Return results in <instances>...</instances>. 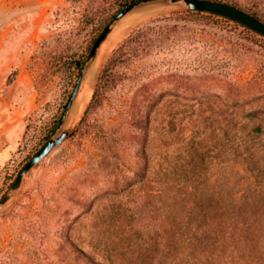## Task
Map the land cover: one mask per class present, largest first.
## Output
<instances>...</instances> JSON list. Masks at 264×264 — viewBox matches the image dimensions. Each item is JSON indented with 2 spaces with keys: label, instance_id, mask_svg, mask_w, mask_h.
<instances>
[{
  "label": "rangeland",
  "instance_id": "rangeland-1",
  "mask_svg": "<svg viewBox=\"0 0 264 264\" xmlns=\"http://www.w3.org/2000/svg\"><path fill=\"white\" fill-rule=\"evenodd\" d=\"M229 1L264 21V0ZM134 2L161 7L108 49L81 116L63 130L95 40ZM185 10L171 0H0V97L13 86L8 103L25 119L0 165V264H264V36L218 18L179 20L197 30L155 57L148 140L120 125L132 70L100 85L136 27Z\"/></svg>",
  "mask_w": 264,
  "mask_h": 264
},
{
  "label": "trees",
  "instance_id": "trees-1",
  "mask_svg": "<svg viewBox=\"0 0 264 264\" xmlns=\"http://www.w3.org/2000/svg\"><path fill=\"white\" fill-rule=\"evenodd\" d=\"M220 1L233 4L229 0ZM238 7L255 15L253 12L242 8L241 6ZM200 16L209 19L218 18L225 22H233L236 25L242 26L246 30L255 32L245 25L222 15L202 11L185 10L172 15H163L150 19L146 23L136 27L104 66L103 74L100 77V85L102 84L104 86L111 83V81L105 77L114 69L125 68L132 70L134 95L129 107L123 112L120 125L125 127V129H131L133 136L135 135V137L143 140H148L150 137L156 99L152 101V96L150 95L148 89L150 84L155 82L156 78H153L152 80L149 79L151 81L148 82L146 79L151 78V76H155L158 71L157 59H155L156 55H158L162 49H165L164 45L177 44V42L182 39H194L192 37L184 38V36H180L183 32L187 31L196 33L197 29L188 26L186 22L181 23L179 20ZM151 56L153 57L149 62L148 59ZM83 66L84 62L82 60L76 61L75 67L79 71V75ZM97 96L98 89L94 94L93 101L95 98L97 99ZM113 137V132L105 135L103 134V143L112 140ZM92 262L93 264H108L107 262L98 261L94 259V257L92 258Z\"/></svg>",
  "mask_w": 264,
  "mask_h": 264
},
{
  "label": "water",
  "instance_id": "water-1",
  "mask_svg": "<svg viewBox=\"0 0 264 264\" xmlns=\"http://www.w3.org/2000/svg\"><path fill=\"white\" fill-rule=\"evenodd\" d=\"M146 1V0H145ZM173 3H184L188 10L193 11H202V12H209L213 14L222 15L228 17L232 20H235L246 27L254 30L255 32L259 33L260 35L264 36V21L260 20L258 17L244 11L243 9L232 5L230 3H226L220 0H171ZM140 2H134L127 7L123 8L119 11L113 20L104 28L101 32L99 37L95 40L93 47L90 51L88 62L91 61L102 43L106 40L108 35L110 34L113 24L122 18L125 14L139 5ZM84 78V73H82L76 83L75 90L70 98V101L67 106V111L65 112L62 124L67 118V113L71 108L82 84ZM68 137V132L64 131L56 137L50 138L35 154L34 156L26 163V165L21 170L20 174L16 178L13 187L19 188L22 184L23 178L25 174H27L35 165L41 162L45 157H47L56 147L61 145ZM11 194H7L2 203H6L10 198Z\"/></svg>",
  "mask_w": 264,
  "mask_h": 264
},
{
  "label": "bare ground",
  "instance_id": "bare-ground-1",
  "mask_svg": "<svg viewBox=\"0 0 264 264\" xmlns=\"http://www.w3.org/2000/svg\"><path fill=\"white\" fill-rule=\"evenodd\" d=\"M160 7L161 6L159 4H142L136 6L127 14H125L122 18H120L117 22L114 23L110 34L100 46L96 57L91 61L87 62L85 66L83 72L84 78L80 90L71 108L67 113L66 120L62 124L63 130H67L71 128L81 116V113L83 112L87 101L90 99L93 93L98 70L100 68L102 59L107 53L108 49L115 42H117L134 24H136L138 21L142 20L143 18L149 16V14L158 10Z\"/></svg>",
  "mask_w": 264,
  "mask_h": 264
},
{
  "label": "crops",
  "instance_id": "crops-1",
  "mask_svg": "<svg viewBox=\"0 0 264 264\" xmlns=\"http://www.w3.org/2000/svg\"><path fill=\"white\" fill-rule=\"evenodd\" d=\"M13 86H7L0 97V165L12 155L19 145V137L23 136L25 119L18 109L9 105Z\"/></svg>",
  "mask_w": 264,
  "mask_h": 264
}]
</instances>
